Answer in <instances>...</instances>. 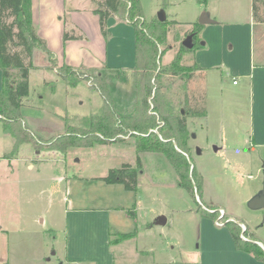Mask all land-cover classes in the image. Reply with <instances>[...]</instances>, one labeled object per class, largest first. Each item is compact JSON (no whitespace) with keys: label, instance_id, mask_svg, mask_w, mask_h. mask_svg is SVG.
<instances>
[{"label":"rangeland","instance_id":"374dc122","mask_svg":"<svg viewBox=\"0 0 264 264\" xmlns=\"http://www.w3.org/2000/svg\"><path fill=\"white\" fill-rule=\"evenodd\" d=\"M199 3L140 0L141 26L157 42L155 63L146 69L99 74L110 93L113 86L112 115L103 110L102 95L90 86L101 82L95 70L77 68L76 75L82 73L88 78L79 80L76 86L61 80L42 85L39 71L31 72L30 97L19 112L25 117L23 127L35 137L36 145L16 144L11 127L0 119V264H112L102 241L107 215L101 211L68 213L67 207L108 209L110 232L115 234L112 238L117 232L136 231L133 240L117 246L115 264H195L200 253L202 217L212 223L231 220L247 227V237L261 242L264 250V207L251 210L246 205L264 181V143L253 144L249 124L237 117L242 114L249 120L244 107L247 101L236 92L240 84L232 85V76L220 69L204 74L205 70L196 68L197 52L203 43L210 46L209 60H220L222 36L218 30L212 28L204 36L197 34L190 41L191 48L183 44L198 16L208 13ZM254 3L258 17L251 37L253 55L264 62V0ZM162 10L165 26L153 27L152 19ZM160 32H164L162 40ZM228 38L234 49L229 53L226 47L223 56L233 62L237 46L241 50L249 38L240 34ZM10 49L17 51L21 47L11 45ZM69 78L75 77L69 74ZM143 82L151 85L147 106L141 102ZM156 104L159 108L154 107ZM201 107L209 112L208 117L189 115L185 121L184 153L191 167L203 177L202 189H195L192 195L178 186L175 169L163 153L136 152L134 136L141 132L131 122L140 116H167V121L157 117V125L150 129L163 138L159 128H169L178 114L192 113L191 109L201 111ZM97 114L99 120L92 128L91 118ZM67 124L82 130L90 127L91 131L99 130L96 124L106 125L110 130H99V135L118 140L88 147L68 146L64 151L52 143L66 133ZM142 131L141 134L150 132ZM176 148L180 150L177 145ZM136 155L141 169L134 190L95 179L124 163L136 166ZM72 174L83 178L72 177L66 189L63 176ZM210 206L217 212L216 219L201 212ZM133 210L135 217L128 214ZM159 215L165 216L164 225L154 223Z\"/></svg>","mask_w":264,"mask_h":264},{"label":"crops","instance_id":"0c3cea01","mask_svg":"<svg viewBox=\"0 0 264 264\" xmlns=\"http://www.w3.org/2000/svg\"><path fill=\"white\" fill-rule=\"evenodd\" d=\"M197 1L203 6V10L208 12L209 17L215 21L213 24H203L198 34L204 36L209 30L214 28L222 36V42L218 57L220 60H215V62L209 60L208 51L210 46L207 47L206 43H203L204 47L197 52L199 59L195 64L199 66V70H205L203 71L204 74L211 69L212 71L220 69L232 76V85L240 84L236 88V92L238 96L247 101L244 107L249 113V120L242 117V114H237V117L249 124L250 141L253 144H262L264 143V62L261 58L256 59L255 55H253L251 37L256 22L254 21L255 18H253L252 0ZM95 8L96 4L88 0H30L32 23L35 27L36 35L46 43L51 56H48L45 50L35 47L31 55L33 66L28 71V78L32 71H39L42 85L53 84L60 80L65 82L57 75V67L63 64H67L75 70L77 68L92 72L95 70L97 74H101L102 71L111 73L120 72L121 70V72H125V70L134 66L135 41L132 25L124 22L118 15L112 14L106 20L105 30L107 33L104 36L100 30L99 17L94 11ZM65 31L74 36L80 35V37L63 41V33ZM239 34L249 38V43L247 46H240L241 50L237 46L236 59L232 62L230 58L227 59L223 56V53L226 52V47L229 49L228 52L232 53L234 44H229L231 39L228 37ZM49 57L55 60L56 66H51L48 60ZM14 73H16V70H14ZM233 79L236 80V83H233ZM223 88L220 86L219 90L223 91ZM2 89L3 79L0 66V90ZM208 89L206 86V96H209ZM110 91L115 94L113 86H110ZM29 97L28 92L26 97L22 99V105L25 102L24 100L29 99ZM125 99L124 97L119 102L122 103ZM206 99L208 100V97ZM208 115L209 112H207L206 116L208 117ZM24 118L23 116V123ZM63 177L67 184L66 189L72 177L79 180L83 178L73 174L72 176L66 175ZM95 177L97 178V176ZM64 198H68L67 194ZM66 211L68 213L72 211L77 214L85 212L98 213V211H101L107 215L108 225L104 228L102 241L105 242V249H107L112 264H115L117 246L125 245L127 241L136 237L134 235V237L124 241L112 243L111 239L114 233L110 232L108 219L110 215L106 208L83 207L81 209H69L67 207ZM201 229L200 253L195 264H264L253 258L249 253L240 249L237 250L224 224L220 223L218 225L217 223H212L210 219L202 217Z\"/></svg>","mask_w":264,"mask_h":264},{"label":"trees","instance_id":"16d2710c","mask_svg":"<svg viewBox=\"0 0 264 264\" xmlns=\"http://www.w3.org/2000/svg\"><path fill=\"white\" fill-rule=\"evenodd\" d=\"M253 3V18H257L256 5L254 0ZM96 7L94 11L98 14L99 25L102 34L106 35V20L112 14L118 15L122 20H127L134 28V41H135V64L132 68L135 69H146L155 63V56L157 54V42L151 38L150 34H147L144 28L141 26L140 19L142 20V8L140 6V0H103L96 1ZM11 17V20L7 19ZM151 24H154L163 28L166 24L165 19L159 21L156 18L152 19ZM203 24L195 22L192 25L191 32L192 39H194ZM161 34V35H160ZM164 32L158 33V37L162 40ZM161 36V37H160ZM80 35L74 36L69 32L65 31L63 33V41L68 39H76ZM19 46L21 49L18 51H11L10 46ZM185 46V45H184ZM37 47L45 50L48 56H51L50 51L47 49L46 43L41 40L35 31V27L32 23V14L30 9V0H0V66L2 70V79H3V89L0 90V114L4 121L5 126H10L12 134L17 138V143L23 142H33L36 145L37 140L32 134H29L27 130L23 127L22 114L19 112V109L22 105V99L26 97L29 92V78L28 71L32 68L33 64L31 61V55L33 49ZM186 47V46H185ZM188 48V47H186ZM51 63V66H56V62L53 58H48ZM149 65H146L148 64ZM174 65L176 62H173ZM172 63V64H173ZM146 65V66H145ZM152 67V66H151ZM198 69L199 66L196 65ZM64 69V71H62ZM150 69V68H149ZM16 70V73H14ZM71 66L63 64L57 69V75L59 78H62L68 85L76 86L77 82L81 79H87L86 75L82 73L74 72ZM174 72V68H172ZM69 74L74 75L75 78H69ZM147 75V73L145 74ZM101 82L98 85H90L94 90L96 89L99 94L103 97V110L107 111L110 115L113 114L112 111V95L109 92V89L106 86V83L102 77ZM142 91L144 97L141 100L144 106L148 105L147 96L152 94L151 85L147 82H143ZM154 98V97H153ZM157 102V100L154 99ZM101 107V108H102ZM158 107L159 105H155ZM201 111L190 110L192 113L178 114L174 118V125L169 128L161 127L159 132L163 135V138L159 137L158 133L150 129L153 126H156V118H162L167 121V116L164 115H148L140 116L131 122V126L138 128L139 132H144L142 130H149L148 134L138 133L135 135V150L139 152H161L167 158V160L172 164L176 172L177 184L180 188L187 190L192 195L194 194L195 189L197 192H200L203 186V177L196 172V169L193 167L191 169V162L185 155V143H184V134L187 131V126L185 125L186 117L192 115L194 117H204L206 116V108L201 107ZM198 113H193V112ZM99 115L92 117L90 121V127H94V122L99 120ZM105 122V121H104ZM110 126V124H109ZM85 128L87 130H82L80 126H71L67 124L65 129L66 133L63 134L60 138L55 140L52 145L64 150L68 146L79 147V146H91L93 143L105 144L108 142L117 141V138L108 139L101 137L97 131L107 129L110 130L106 125L96 124L95 131ZM116 132V131H115ZM118 132H116L117 134ZM173 137L174 141H169V138ZM20 140V141H19ZM84 140H89V142H82ZM123 141V140H119ZM176 145L179 149L176 148ZM135 162L136 166L130 163H124L120 167L110 168L107 171V174L95 178L96 180H102L107 184L120 183L124 186L125 190L132 191L137 187V175L141 169V162L139 155H136ZM204 216L216 219L217 212L214 211V208L208 207L207 209L201 210ZM128 214L131 217H135V211H128ZM226 229H228L231 238L233 240L234 246L236 249H240L249 253L253 258L264 263V250L256 242L245 240L241 237L242 228L238 223H235L231 220L224 223ZM136 231L127 232V233H117L116 238H112V243H117L124 241L126 239L134 237ZM247 234V230L244 231V235Z\"/></svg>","mask_w":264,"mask_h":264},{"label":"water","instance_id":"95a60500","mask_svg":"<svg viewBox=\"0 0 264 264\" xmlns=\"http://www.w3.org/2000/svg\"><path fill=\"white\" fill-rule=\"evenodd\" d=\"M157 19L159 21H162L165 19V14L162 11H160L157 14ZM197 22H199L200 24H213L215 21L212 20L208 13L202 12L198 18H197ZM192 40V34H189L188 37L185 38V40L183 41V44L188 47L191 48L192 47V42H190ZM216 149V148H215ZM199 152V150H198ZM192 168V167H191ZM246 205L249 209L254 210V209H260L264 207V181L263 184L261 186V188H259L252 197H250L247 201H246ZM154 223L156 224H160V225H164L166 223V218L163 215H159L156 217V219L154 220ZM256 242V241H255ZM254 242V243H255ZM257 243V242H256ZM258 244V243H257Z\"/></svg>","mask_w":264,"mask_h":264},{"label":"flooded vegetation","instance_id":"af4514ba","mask_svg":"<svg viewBox=\"0 0 264 264\" xmlns=\"http://www.w3.org/2000/svg\"><path fill=\"white\" fill-rule=\"evenodd\" d=\"M233 222H235V221H233ZM237 223V222H236ZM239 224V223H238ZM240 225V224H239ZM242 228V227H241ZM245 230H247V227H243L242 228V232H241V237L243 238V239H245V240H248V241H251V239L249 238V236L247 237V234L246 235H244V231ZM250 239V240H249Z\"/></svg>","mask_w":264,"mask_h":264},{"label":"built area","instance_id":"2783aa9c","mask_svg":"<svg viewBox=\"0 0 264 264\" xmlns=\"http://www.w3.org/2000/svg\"><path fill=\"white\" fill-rule=\"evenodd\" d=\"M233 83H236V80L235 79H233ZM0 117H1V115H0ZM216 223L219 225L220 223L219 222H217L216 221Z\"/></svg>","mask_w":264,"mask_h":264}]
</instances>
